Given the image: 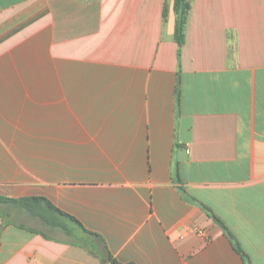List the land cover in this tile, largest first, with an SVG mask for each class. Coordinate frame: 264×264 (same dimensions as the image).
<instances>
[{
  "label": "crops",
  "instance_id": "obj_1",
  "mask_svg": "<svg viewBox=\"0 0 264 264\" xmlns=\"http://www.w3.org/2000/svg\"><path fill=\"white\" fill-rule=\"evenodd\" d=\"M189 1L0 0V264H264V0Z\"/></svg>",
  "mask_w": 264,
  "mask_h": 264
},
{
  "label": "trees",
  "instance_id": "obj_2",
  "mask_svg": "<svg viewBox=\"0 0 264 264\" xmlns=\"http://www.w3.org/2000/svg\"><path fill=\"white\" fill-rule=\"evenodd\" d=\"M174 9L177 14V21H176V28H175V40L179 48H181L185 43V27L187 23L188 14L191 10V3L189 0H174ZM164 17H167V9H165ZM36 200L37 198H33V199L13 200L12 202L16 204L17 206H21V207L27 208L30 211H33L34 210L33 204H34V201ZM208 211L210 215L217 222L222 224L220 219L217 216L211 213L210 210ZM71 218L74 219L73 217ZM108 261H109V264H122L111 256H109Z\"/></svg>",
  "mask_w": 264,
  "mask_h": 264
}]
</instances>
